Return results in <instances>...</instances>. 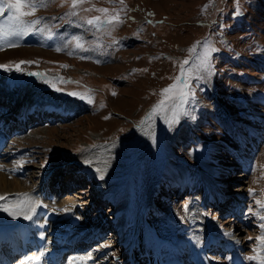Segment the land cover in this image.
I'll list each match as a JSON object with an SVG mask.
<instances>
[{"label":"rangeland","instance_id":"1","mask_svg":"<svg viewBox=\"0 0 264 264\" xmlns=\"http://www.w3.org/2000/svg\"><path fill=\"white\" fill-rule=\"evenodd\" d=\"M3 100L0 207L60 264H264V0H0Z\"/></svg>","mask_w":264,"mask_h":264},{"label":"bare ground","instance_id":"2","mask_svg":"<svg viewBox=\"0 0 264 264\" xmlns=\"http://www.w3.org/2000/svg\"><path fill=\"white\" fill-rule=\"evenodd\" d=\"M29 93V92H28ZM30 94V93H29ZM4 185H5V183H4ZM18 201H16V199H14L12 202H10V204H8V205H5V206H3L2 205V207H0V219H2V218H9V220H11V219H14V220H18L17 222L21 225V224H23L22 226H21V228H20V230H22L23 228V230L24 231H21L19 234H18V232H17V234H16V231H13V232H11V229H4V227H2L1 225H0V239H2L3 237H4V235H6L7 234V236L10 238V242H14V240H15V243L17 244H15V247H18V244H20V242L21 241H23L25 238H26V236H27V234L31 231V233H32V237H33V241H34V247H36L37 249H39L38 250V252H37V254L38 253H40V255H42L43 254V251L41 250L43 247L45 248V247H47L46 245H48V244H46L44 241H42L41 239L42 238H40V224H38V223H36L35 222V224H34V222L33 221H35V218L33 217V209H32V204L30 205V203L31 202H29L30 201V199H28L27 200V198H23L22 200L21 199H17ZM35 203V202H34ZM33 207H35V206H33ZM2 209V210H1ZM4 209V210H3ZM12 215V216H11ZM3 216V217H2ZM15 217H17V218H15ZM31 217H33L34 218V220L32 221L31 220ZM32 221V222H31ZM36 221H37V219H36ZM2 223H3V221H1ZM0 222V223H1ZM5 222H6V220H5ZM30 222L32 223V224H30ZM7 224V223H6ZM30 225H32V230H30V229H28V228H30ZM35 225V226H34ZM33 226H34V228H36V230H37V232L35 233V229L33 228ZM6 227H9V225L7 226L6 225ZM16 227H18V226H16ZM16 230V229H15ZM30 230V231H29ZM30 235V234H29ZM40 235V236H39ZM12 236H14V237H12ZM31 236H30V238H32ZM28 239V238H27ZM193 240V239H192ZM25 241V240H24ZM190 242V241H189ZM24 243V242H23ZM22 243V244H23ZM192 243L193 242H190V244L192 245ZM196 243V244H195ZM197 243L198 242H196V241H194V244H193V246L192 247H195L194 245H197ZM14 244V243H13ZM130 244H132V242L130 243ZM199 244V243H198ZM3 245V244H2ZM21 245V244H20ZM25 245V244H24ZM14 246V245H13ZM14 247V248H15ZM54 247H56V246H54ZM26 248V247H25ZM130 247H128V248H126V249H129ZM29 249H30V247H29ZM51 249H55V248H53V247H51ZM193 249V248H192ZM169 250V249H168ZM127 251V250H126ZM199 251L201 252V250H200V247H199ZM30 252V251H29ZM28 252V253H29ZM33 252V251H32ZM195 250L193 249V253H194V255H195V262H202V259L198 256L199 255V253L197 252L196 254H195ZM48 253H44V255H47ZM3 259V258H2ZM46 259H48L49 260V263L48 264H56V262H58V259H56L55 258V261H53L52 260V257L51 256H49L48 258H46ZM35 260V258H31L29 261H27V262H22L23 264H33V261ZM131 260H132V262L134 261V259L131 257L130 259H129V261H128V263L130 264L131 263ZM179 263H178V262ZM165 263H163V264H184L183 263V261H182V259H181V257H179L178 255H176V254H174V252L172 251V250H170V252H169V257L167 256L166 258H165V261H164ZM88 263V262H87ZM84 264H86V263H84ZM197 264V263H196Z\"/></svg>","mask_w":264,"mask_h":264},{"label":"trees","instance_id":"3","mask_svg":"<svg viewBox=\"0 0 264 264\" xmlns=\"http://www.w3.org/2000/svg\"><path fill=\"white\" fill-rule=\"evenodd\" d=\"M170 183L173 184L175 181L176 182H181L182 184L186 185L187 183H190V181L188 180V178L185 176H181L180 178H175V177H170Z\"/></svg>","mask_w":264,"mask_h":264}]
</instances>
